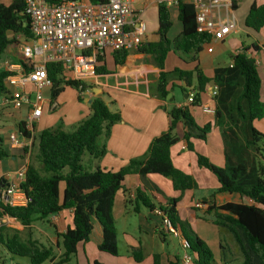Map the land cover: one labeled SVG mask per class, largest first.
I'll return each instance as SVG.
<instances>
[{"label":"trees","instance_id":"1","mask_svg":"<svg viewBox=\"0 0 264 264\" xmlns=\"http://www.w3.org/2000/svg\"><path fill=\"white\" fill-rule=\"evenodd\" d=\"M49 1L61 4L64 0ZM85 1L98 4L104 0ZM178 7L183 28L181 34L173 42L168 39L173 26L170 10L165 4H159V40L149 44L142 43L137 51L152 56L155 65L161 69L155 89L159 100H168V95L176 87L171 80L175 76L185 83V87L181 89L186 94L190 93L188 88L196 81L197 94L191 105L198 106L201 104L200 94L209 91L210 79L199 67L192 72H165V61L168 53L173 51L186 63L196 62L204 48L210 44L211 36L197 30L192 4L179 0ZM24 11V0H13L10 5L0 3V62H3L9 46L21 44L18 36L23 37L26 42L31 38L29 19ZM245 26L255 32L264 29V5H252ZM128 53L114 52L115 64L123 65ZM47 69L53 82V102L61 95L65 86L77 90L80 100L84 99V93L95 88L86 81L69 79L71 76L65 74L62 64L52 63ZM94 72L96 75L109 74L103 55L96 56ZM6 76L7 72L0 69V97L9 94ZM214 81L212 96L215 102V125L220 128L223 138L226 164L224 168L218 167L200 154L197 155V163L200 168L210 171L216 177L220 186L218 193L238 194L253 202L227 203L219 207L212 206L210 210L216 211V225L234 239L242 257L240 264H264V134L254 127L256 120L264 118V102L261 100L262 82L255 59L243 48L232 58L230 65L215 69ZM110 104L114 105L113 102ZM89 109L90 115L73 132L48 129L43 130L38 138L35 137L38 140V154L28 164L24 180L20 184L27 203L24 206L0 203V219L13 218L30 230L33 223L70 210L73 225L59 236L62 254L55 264H70L77 254L78 245L89 242L95 219L103 228V241L99 250L117 256L119 246L113 208L117 194L122 192L126 198V206L132 213L139 214L142 209H146L154 214L158 209L166 216L175 231L189 242L190 252L197 255L196 264H213L214 257L207 243L193 232L190 225L188 230L179 216L177 205L180 197L165 198L164 204L156 203L154 192H163L147 180L150 175H160L172 183L175 192L184 194L197 190L199 186L195 178L174 166L171 149L180 141L176 135L179 124L184 126L183 140L190 151H194L193 140H207L212 126L207 124L199 127L190 107L174 106L168 110V130L151 142L143 158L131 160L116 172L100 167L89 171L83 164L84 156L89 154L94 160H101L107 149L105 144L99 142L100 138H107L111 128L122 120L121 113L113 111L101 98H93ZM18 128L25 137L31 136L24 122L19 123ZM7 157L5 150L0 148V160ZM132 175L141 178L143 183V188L136 189L134 195L126 190L124 184L126 178ZM156 230L161 240L167 238L168 233L163 228ZM28 232L31 234V230ZM0 242L13 256L28 259L30 264H45L56 259L54 247H47L32 238L23 240L19 232L8 228H0ZM220 248L223 249V245ZM131 256L137 263L145 258L139 248L132 249ZM175 261L170 264H179L180 259L176 258ZM152 264H164L162 255L154 254Z\"/></svg>","mask_w":264,"mask_h":264},{"label":"crops","instance_id":"2","mask_svg":"<svg viewBox=\"0 0 264 264\" xmlns=\"http://www.w3.org/2000/svg\"><path fill=\"white\" fill-rule=\"evenodd\" d=\"M12 1L0 0V3L10 5ZM182 1L188 4L191 3V0ZM231 1L232 5L230 9L228 10L223 6L220 8V12L216 13V18L221 22H233L235 29L224 40L213 44L212 53H208V48L205 47L196 62L186 63L171 51L168 53L165 61V72H173L175 70L192 72L196 67H199L204 75L210 79L209 91L200 94V105L194 106L187 103V98H185L186 93L181 89L185 87V83L178 80L175 76L171 79L172 83L176 86L171 91V98L166 102L159 100L155 95V89L161 69L155 65L152 56L139 53L136 49L128 53L123 65L115 64L112 51L105 52L103 55L104 64L109 74L96 75L93 72V74L83 77L82 80L90 82L95 88L86 92L85 96H83L87 105L86 108H75L76 110L72 114L69 113V120L74 128L90 115V104H88V101L93 98H101L107 103L113 102L112 110L121 113V122L111 128L110 135L107 138L102 136L103 140L101 143L106 145V155L101 160L88 159L89 171H95L100 167L104 170L116 172L129 164L131 160L143 158L147 154L151 142L168 130L170 124L168 110L174 106L190 107L191 113L199 127L210 124L212 130L208 134L206 141L193 140L194 151H190L187 148V144L183 140L184 126L179 124L176 129V135L180 138V141L171 149V158L174 166L192 175L198 183L199 190L187 191L181 194L174 191L172 183L168 179L160 175H150L147 177V180L164 194L162 196L154 192L158 203L164 204L166 202L165 198H181V201L177 205L179 216L183 221L184 212L186 211L192 229L194 230L195 227L197 232L199 224L203 221L201 218L208 217L210 219L213 216L216 217V211H211L210 207H219L227 203L253 204L250 199L243 198L238 194L218 193L217 191L220 186L216 177L210 171L200 168L197 163V155L200 154L207 157L216 166L225 167V147L220 128L215 125V113H206L204 108L210 107L215 110V102L211 94V82L214 80L215 69L230 65L232 58L241 52L243 48H246L248 54L256 61L257 70L262 82L261 100L264 102V29L260 32H255L247 29L245 26V21L252 5H264V0ZM134 9L140 15L146 27L142 43L157 42L159 40L157 36L159 29L158 0H135ZM169 10L173 26L168 33V39L173 42L181 34L183 28L179 20L178 5L169 6ZM17 39L21 44H12L5 54L6 57L14 61L19 60L20 47L26 43V40L21 36H18ZM226 55L230 56L228 62H224L223 60ZM96 89H99V91H96ZM188 90H190V93L197 94L196 81L193 82V85ZM59 97L56 101H58ZM47 101L51 102L50 100ZM49 109V106H44L43 115L36 121L35 128L36 126L43 125L44 119L47 117L45 111H49ZM27 114L28 111L26 109L15 111L6 108L4 98L0 97V134L4 124L10 123L11 119H13V124L17 131L19 123L24 121ZM254 127L264 134V118L256 120ZM34 135L37 137L36 133ZM7 142L9 144V139ZM0 148H3V145ZM6 153L8 154V157L5 158L6 160H0V203L24 206L27 203L25 194H15L7 197L4 195V191L19 181L18 173L27 161L28 164L30 163V159L28 160L25 157L24 151L20 149L10 148V151ZM124 184L126 190H129L133 194L136 189L143 188L141 178L136 175L128 176ZM63 190L64 186L62 185L61 193H63ZM13 198L16 202L11 201ZM125 201V196L122 192H119L115 200L113 215L117 214L118 218L124 221L125 227L127 225L130 226L129 223L132 219H138V231L140 235H133L125 231L124 246L121 249L117 231L119 254L115 256L102 252L99 250V245L103 241V228L95 219L93 221V233L89 242L78 245L77 254L70 264H95L96 262L100 264H152L154 254H161L164 264L175 263L176 258L180 259L179 264H184L182 260L184 252L181 247L179 246L180 250H182L180 253L175 250H169L167 238L161 240L157 235L156 228H163L161 217L150 213L146 209H142L139 214H134L127 208ZM197 203H201L202 207H196ZM191 210L200 211L203 217H196V220L192 222L191 218H193V215ZM134 216L137 218H133ZM114 218L117 229L118 223L116 217ZM72 225V211L70 210H65L58 215L49 217L47 220L33 223L30 227L31 234L28 232L30 231L28 230L29 228L13 218L4 217L0 219V228L4 227L19 232L23 240L32 238L40 241L47 247H54L56 259L45 264L56 263L57 258L62 254V250L59 247V243L61 242L59 236L64 234ZM157 242L162 245L161 247L160 244L158 245L159 251L155 249L151 250L154 247L152 245H155ZM134 248L142 249L144 253L145 258L141 263H137L131 256V250ZM0 264H30V261L23 258L15 260V256L0 242ZM191 264H195V259Z\"/></svg>","mask_w":264,"mask_h":264},{"label":"built area","instance_id":"3","mask_svg":"<svg viewBox=\"0 0 264 264\" xmlns=\"http://www.w3.org/2000/svg\"><path fill=\"white\" fill-rule=\"evenodd\" d=\"M134 2L104 0L92 4L85 0H64L61 4H55L49 0H24V14L29 19L31 38L20 47L18 61L5 57L2 62L7 72L6 85L13 89L3 98L6 108L28 111L22 122L26 124V130L31 132V136L25 137L18 128L9 137L10 148L23 150L29 160L36 142L34 125L43 115L45 105L52 109L55 107L53 102H48L44 97V91L53 88L47 69L49 64H62L66 75L82 79L93 74L97 55H104L107 51L130 52L142 44L146 27L134 9ZM178 2L158 0L159 4L168 7L178 5ZM190 4L194 7L197 30L211 36V42L206 47L207 52L212 53L213 44L224 40L235 29L233 22H221L216 18V13L223 6L230 9L232 1L191 0ZM194 95L188 94V104L194 102ZM204 111L215 113L210 107L204 108ZM27 166L28 161L18 173L19 181L5 189L4 195L24 194L20 184L24 180ZM11 201L16 202L14 198ZM196 207L200 208L202 204L197 203ZM154 215L161 217L162 227L168 234L179 238L184 252L183 263L191 264L194 259L189 242L175 231L171 221L158 209Z\"/></svg>","mask_w":264,"mask_h":264},{"label":"rangeland","instance_id":"4","mask_svg":"<svg viewBox=\"0 0 264 264\" xmlns=\"http://www.w3.org/2000/svg\"><path fill=\"white\" fill-rule=\"evenodd\" d=\"M6 57V55L3 57L2 60H4ZM230 59L229 55L224 56L223 60L224 62H228ZM0 69L4 70V65L2 62H0ZM69 79H76L74 77H70ZM76 80H82V79H76ZM84 81V80H83ZM87 82V81H86ZM90 84V82H87ZM8 89L12 92L13 89L8 86ZM51 90L52 89H46L44 91V97L46 100H50L51 102ZM85 94V93H84ZM83 94V96H85ZM48 96V98H47ZM50 97V98H49ZM56 103V104H55ZM108 104H110L108 102ZM53 105H55V107L51 109H49V111H45L46 112V118L44 119V123L42 126H36L35 128V133L37 135L38 138V134H40L43 130H48V129H52V130H62L65 132H73L75 130L73 124L71 123L70 116L69 113L72 114V112L74 110H76L75 108H86V104L84 99L80 100L79 99V93L77 92V90L71 88V87H64V91L61 93L58 101H54ZM49 106V105H47ZM50 107V106H49ZM78 110V109H77ZM90 110V109H89ZM11 118H13L12 116H10ZM79 124V123H78ZM78 124L76 126H78ZM12 133H16V129L15 126L13 124V119H11L10 123H6L4 124V127L1 129V142L0 145H3V149L7 152L10 151V147L9 144L7 142V140L9 139L10 135ZM103 140V137L100 138L99 142L101 143ZM0 146V147H1ZM38 154V140L37 143L35 145V147L32 150V155L30 157V161L32 162L33 160H35L36 155ZM92 157L89 154H86L84 156V166L88 169V159H91ZM6 160V159H4ZM199 190V189H197ZM196 190V191H197ZM162 196H164V194H161ZM181 199V198H180ZM181 201V200H180ZM179 201V202H180ZM158 203V202H156ZM179 204V203H178ZM192 211V215L193 218H191V221L193 222L194 220H196V217H203L202 213L200 211L197 210H191ZM116 217V221H117V231H118V235H119V240H120V248L122 249L124 246V232L127 231L128 233H131L133 235H140L139 231H138V225H139V221L138 219H132V221L129 223V225H127L125 227L124 225V221H121L117 214L114 216ZM133 218H137L136 216H134ZM188 215L186 214V211L184 212V219L183 222L185 223L187 229L188 225H190L189 220H188ZM203 221L199 224V228H198V232L195 229L194 225V230L193 232L195 234H197L200 239H202L203 241H205L208 245V247L210 248L213 257H214V262L213 264H223V262H229L232 261V264H238L240 263L241 260V253L239 251V248L237 247L234 239L232 238L231 234L223 231L222 229H220L215 221H216V217L213 216L210 219L208 217H203L201 218ZM191 226V225H190ZM48 227V225H47ZM50 228V227H48ZM192 228V227H191ZM199 233V234H198ZM175 237V235L173 234H168L167 235V247L169 248V250H175L178 251L179 253L182 251L179 248V238ZM160 243H156L155 245H152L153 248H151V250L155 249L157 251H159V245ZM220 245H223V249L220 248ZM162 245L160 244V247ZM191 255L194 257V259L197 262V255L196 254H192V252H190ZM18 257H15V260H18ZM196 264V263H195Z\"/></svg>","mask_w":264,"mask_h":264},{"label":"water","instance_id":"5","mask_svg":"<svg viewBox=\"0 0 264 264\" xmlns=\"http://www.w3.org/2000/svg\"><path fill=\"white\" fill-rule=\"evenodd\" d=\"M215 88V81L213 80L211 82V93H212V90ZM96 91H99V89H96ZM171 98V93L168 95V100ZM185 98H188V94L185 95ZM92 103V100H89L88 101V104H91ZM108 107L111 108L112 105L111 104H108Z\"/></svg>","mask_w":264,"mask_h":264}]
</instances>
